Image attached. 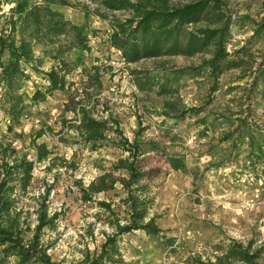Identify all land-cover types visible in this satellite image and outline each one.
<instances>
[{
  "label": "rangeland",
  "instance_id": "obj_1",
  "mask_svg": "<svg viewBox=\"0 0 264 264\" xmlns=\"http://www.w3.org/2000/svg\"><path fill=\"white\" fill-rule=\"evenodd\" d=\"M20 1L0 0V29ZM34 1L27 0L28 4ZM185 1L171 0L173 4ZM71 3L73 7L61 10L73 22L86 23L90 51L72 50L65 56L73 60L81 55L85 65L94 63L106 71L93 116L116 120L122 135L109 133L107 140L83 144L70 139L73 132L68 129L56 133L62 118L72 117L65 103L70 93L82 88L79 68L68 75L75 82L71 88L53 92L44 102L26 104L14 120L6 114L0 86V162L23 156L32 161L28 180L16 195L18 235L24 240L31 237L39 195L49 189L47 210L56 212L57 218L53 229L41 233L40 244L52 262L76 264L82 250L93 251L102 243V231L111 232L107 213L97 201L111 203L123 222L125 194L118 181L127 174L111 171L110 165L136 155L145 171L155 169L143 183L148 216H156L160 231L157 236L141 230L122 235L121 262L116 264H192L194 257L213 260L232 242L260 248L258 261L264 264V73L260 74L264 29L254 32L255 24L264 18V0H231L234 13L246 16L234 19L227 46L230 52L239 51L240 65L225 71L215 83L204 76L192 78L186 67L196 64L195 58L124 63L120 52L109 45L111 15L99 19L90 12L84 18V8L92 11L95 0ZM51 63L46 58L44 68ZM30 75L23 83L29 91L34 82L41 83L34 73ZM163 82L166 86L161 90ZM40 128L44 132L36 142L48 145L52 161L37 162L30 145ZM124 140L134 155L120 148ZM168 154L182 156L185 170L171 169ZM105 173L116 181L112 188L90 191L86 194L90 200H85L80 188L96 183Z\"/></svg>",
  "mask_w": 264,
  "mask_h": 264
},
{
  "label": "trees",
  "instance_id": "obj_2",
  "mask_svg": "<svg viewBox=\"0 0 264 264\" xmlns=\"http://www.w3.org/2000/svg\"><path fill=\"white\" fill-rule=\"evenodd\" d=\"M95 4L92 11L84 8V18L90 12L99 19L111 15L109 45L120 52L126 64L162 57L195 58L197 63L186 67L192 78L204 76L213 83L225 71L240 65L236 59L239 51L230 52L227 46L234 19L240 21L246 16L238 17L234 13L231 0H186L180 4H173L171 0H95ZM73 6L71 0H37L31 4L21 0L12 9L11 16L0 29V86L6 114L12 120L18 119L26 104L44 102L53 92L71 88L75 82L69 81L68 75L79 68L82 88L70 93L65 103V109L72 117L62 118V127L56 133L68 129L73 132V137L69 138L83 144L107 140L109 133L121 137L122 132L116 120L93 116L97 111L106 71L101 65H85L81 55L73 60L65 56L72 50H78L80 54L90 51L86 23L73 22L61 10L62 7ZM114 12H123L125 15H112ZM262 29L264 18L255 24L254 32ZM37 48H40L39 52ZM46 58L52 62L48 68H44ZM93 60L99 61L97 58ZM104 67L111 70L110 65ZM30 73L40 78L41 83L34 82L29 91L23 88V83L30 80ZM262 73L264 69L260 70ZM165 86L163 82L161 90ZM214 87L211 86L212 91ZM169 90L174 92L172 87ZM43 132V128L37 130L30 141L37 162L52 161L53 153L48 145L36 142ZM123 143L120 148L134 155L135 150L131 146L126 147L127 140ZM166 161L173 170L186 168L180 155L168 154ZM31 167L32 161L25 156L0 162V264H58L51 261L40 244L41 233L45 228L53 229L57 218L56 212L49 213L47 210L49 189L39 195L31 237L24 240L18 235L19 212L14 209L16 195L17 191L24 188ZM46 168L49 170L51 165ZM110 170H124L127 174V177L118 181L125 194L123 222L119 221L111 203L97 201L107 213L106 224L111 232L102 231V243L93 251L87 248L82 250L81 259L76 264L120 263L118 241L122 235L141 230L157 236L160 231L156 216H148L149 198L143 183L155 169L145 171L135 155L130 159L112 162ZM109 176V173L102 174L96 183L90 182L87 187L80 188L85 200H90V196L86 195L90 191L104 192L112 188L116 181ZM107 177L110 178L109 185L105 182ZM259 255L260 248L252 250L250 242L245 246L240 242H232L222 255H217L213 260L194 257L192 264H260Z\"/></svg>",
  "mask_w": 264,
  "mask_h": 264
}]
</instances>
